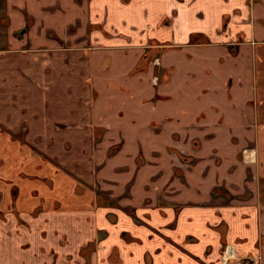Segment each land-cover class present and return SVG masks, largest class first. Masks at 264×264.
Instances as JSON below:
<instances>
[{
	"label": "crops",
	"instance_id": "obj_1",
	"mask_svg": "<svg viewBox=\"0 0 264 264\" xmlns=\"http://www.w3.org/2000/svg\"><path fill=\"white\" fill-rule=\"evenodd\" d=\"M227 243L264 264V0H0V264Z\"/></svg>",
	"mask_w": 264,
	"mask_h": 264
},
{
	"label": "flooded vegetation",
	"instance_id": "obj_2",
	"mask_svg": "<svg viewBox=\"0 0 264 264\" xmlns=\"http://www.w3.org/2000/svg\"><path fill=\"white\" fill-rule=\"evenodd\" d=\"M164 46L163 45H152V46H150V48H154L155 49V53H153L152 54V56L150 57V59H149V64L151 65H155V66H158V65H160V63H161V60H160V55H159V49H161V48H163ZM156 49H158V50H156ZM152 83L154 84V85H158L159 83H160V78H159V76H156V75H154V77L152 78ZM227 245H233L234 247H235V245L234 244H231V243H227L226 245H224L223 246V248H222V252H221V255H220V261H221V263L222 264H224L223 263V255H224V253H225V250H226V246ZM235 253H236V262H234V261H231L229 264H247V263H250V262H252V261H250V258H248V257H241L240 255H238V252H237V249H236V247H235Z\"/></svg>",
	"mask_w": 264,
	"mask_h": 264
},
{
	"label": "built area",
	"instance_id": "obj_3",
	"mask_svg": "<svg viewBox=\"0 0 264 264\" xmlns=\"http://www.w3.org/2000/svg\"><path fill=\"white\" fill-rule=\"evenodd\" d=\"M222 259L224 264H229L231 261L236 262L235 247L233 245L226 246V250Z\"/></svg>",
	"mask_w": 264,
	"mask_h": 264
}]
</instances>
